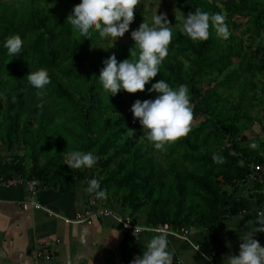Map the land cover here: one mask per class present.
<instances>
[{"label":"trees","instance_id":"obj_1","mask_svg":"<svg viewBox=\"0 0 264 264\" xmlns=\"http://www.w3.org/2000/svg\"><path fill=\"white\" fill-rule=\"evenodd\" d=\"M69 2L72 6L59 9L38 0H23L18 6L0 0V174L15 172L68 189L99 170L105 174L99 178L101 188L112 193L120 211L137 224L167 222L188 228L216 224L229 210L226 188L247 182L252 165H261L264 176V146L247 145L249 138L242 135L240 126L250 117L244 101L255 97L248 96L255 85L250 75H264V45H251L264 36V0H226L222 6L210 0H175L184 15L197 10L209 13V36L193 39L174 28L160 73L145 90L129 92L134 102L153 98L147 89L160 78L173 87L189 85L193 118L203 119L192 123L188 136L169 143L166 151L140 138L141 125L131 111L126 112L128 102L121 90L108 98L98 77L104 56L94 51L104 39L95 31L86 39L73 29L66 17L79 0ZM217 15L223 19L217 20ZM134 16V20L140 17L138 12ZM237 18L245 19L244 29ZM224 25L230 33L227 38L220 32ZM239 29L242 35L249 34L248 45L234 32ZM17 33L24 44L20 56L12 58L4 41ZM129 55L128 48L122 47L117 59H132ZM234 63L236 68L223 75ZM39 67L47 68L51 77L42 90L27 80V73ZM239 76L244 79L238 87L240 95L233 101L226 99L220 88L235 83ZM53 115L59 117V148L53 154L39 152L40 138L50 131L47 117ZM31 120L36 122L33 131ZM20 131L31 152L29 169L23 159L15 157ZM66 138L73 151L97 155L96 165L71 169L64 164L61 153ZM154 153L160 154L158 159ZM213 153L222 155L224 163H215ZM137 252L138 245L127 236L124 263L129 264Z\"/></svg>","mask_w":264,"mask_h":264},{"label":"clouds","instance_id":"obj_2","mask_svg":"<svg viewBox=\"0 0 264 264\" xmlns=\"http://www.w3.org/2000/svg\"><path fill=\"white\" fill-rule=\"evenodd\" d=\"M140 0H79L73 5L72 11L67 15V20L73 29L83 37H91L95 31L102 39L111 40L107 50L115 45L118 37L129 30L134 21L135 6ZM217 20L223 17L217 15ZM172 25L166 13H159L152 17V21L143 20L138 28L131 31L134 45L129 52L132 59L118 60L115 53H111L103 60L99 80L102 88L109 95H115L121 89L130 93L145 90L153 77L160 73V66L168 55L169 45L174 36ZM209 13L197 10L189 12L181 17V30L193 39H207L209 36ZM225 38L228 37L227 25L220 28ZM89 40V39H88ZM24 41L17 34L8 36L4 41L7 54L12 58L20 56ZM27 80L36 89H45L51 83L49 71L45 67L30 70ZM156 92L154 98L136 99L130 106L134 118H138L142 125V140L151 143L161 151H166L169 143L177 141L181 137H187L192 129L194 105L191 102L190 87L182 83L177 87L171 86L166 80L159 79L151 83L147 89ZM42 96V92L37 93ZM133 130V129H132ZM134 130L132 131L133 135ZM252 147H256L253 142ZM212 159L217 164H222L225 158L213 153ZM98 156L92 151L75 150L70 153L67 165L73 168H93ZM87 191L95 193L97 197L106 198V189L101 188L98 178H90L87 181ZM131 217H121L119 221ZM258 225L252 226L240 235L238 254L229 253L223 260V264H264V246L255 237L258 231H264V211L256 215ZM118 221V222H119ZM127 227V223L125 224ZM118 235V233L116 234ZM136 235V234H135ZM206 260L210 259L205 255ZM174 250L169 247L168 233L161 232L146 244V250L129 261V264H173Z\"/></svg>","mask_w":264,"mask_h":264},{"label":"crops","instance_id":"obj_3","mask_svg":"<svg viewBox=\"0 0 264 264\" xmlns=\"http://www.w3.org/2000/svg\"><path fill=\"white\" fill-rule=\"evenodd\" d=\"M8 174L17 173L3 175ZM19 175L38 180L40 189L31 198L25 183L0 188V264H125L123 246L127 236L133 237L111 217L94 219L90 224L69 221L86 208L88 197L95 194L87 191V181L62 189L58 184ZM226 190L229 210L216 224L190 227L189 240L168 235L169 247L174 250L173 264H223L229 253L238 254L240 235L253 224L258 225L256 215L264 211V176L255 183L247 181ZM31 199L40 207L30 204L24 208L23 203ZM139 220L143 222L144 217ZM155 235L142 234L134 241L140 252L134 253L131 260L146 250L147 242ZM254 238L264 246L263 231ZM205 255L210 259L206 260Z\"/></svg>","mask_w":264,"mask_h":264},{"label":"rangeland","instance_id":"obj_4","mask_svg":"<svg viewBox=\"0 0 264 264\" xmlns=\"http://www.w3.org/2000/svg\"><path fill=\"white\" fill-rule=\"evenodd\" d=\"M2 1L8 4H12V5L14 4L18 6V4L23 0H2ZM38 1L45 4L48 7H53L54 5H57L59 9H63L65 6H72V3L69 2V0H38ZM210 1L218 4L219 6H222L226 2V0H210ZM258 1H261V0H258ZM134 12H138L140 17L135 19L133 22H131L129 30L126 31L123 36L118 37L116 39L115 45L113 47H109L107 50H105V48L103 47H108L111 44V40L104 39V41L97 43L94 51L101 52V54L104 56V59L108 57L111 53H115L116 56L118 57V50H120L122 47H126L128 48V50H130V48L134 46L138 53L139 52L138 46L134 45V41L130 33L132 30L138 28V26L144 19L151 22L152 17L156 14V12L157 14L166 13L168 21L172 24L170 25L172 29L177 28L181 30V17L184 14L178 8L175 0H140V3H138L135 6ZM237 20L243 24L241 30L244 29L245 19L237 18ZM241 30L240 29L237 31L234 30V32L236 33L238 38H242L245 45L246 44L248 45L249 34L246 33L242 35ZM251 45H253L254 47L264 45V36L261 38H255V40L252 42ZM257 60H259V58ZM236 66H237L236 63L230 65L228 69L223 73V75L225 73L227 74L228 71H232L234 68H236ZM250 77L251 79L249 80L253 81L255 85L253 89L248 92V96L255 95V97L252 100H249L247 98L246 101H244L245 104H249L248 113L250 117L243 119L242 122L240 123L241 133L242 135H245L249 138L247 145L251 146L252 143L255 142L257 145L256 147H262L264 146V132L262 130V126L264 125V75L262 73L257 72L256 74L252 76L250 75ZM243 81H244L243 76H239V78L237 79L235 83H231L230 85L221 87L220 89L221 91H223L224 97L231 101L237 99L238 96L240 95V89L238 87L241 85L240 83H243ZM121 93L123 95L122 98L127 100L128 102L125 110L126 112H129L131 111L130 106L133 103V101L129 99V96H130L129 92L121 89ZM156 94L157 93L153 91L151 92L149 97L154 98ZM109 97H111V95H109ZM58 118L59 117H55L54 115L52 117H47V119L50 120L49 121L50 131L49 132L45 131L44 134L42 135V138H40L41 144L40 146H38L40 149L39 152L43 150L44 153L53 154L59 148L58 147L59 137L62 136V134H61V130H59V127H57L58 124L56 123V120ZM202 119L203 117L201 116L193 118L192 123L195 124L197 121L202 120ZM31 122L32 123L30 124V128L33 131L35 129L36 122L35 120L33 121L31 120ZM64 122L65 123L67 122L66 117H65ZM141 128H142V125H141ZM16 136L18 137V141H17L16 150H15V157L18 158L19 160L23 159L24 164L28 168L30 166L29 156L31 152L26 143L27 137H25L24 133H21V131L19 133V136L18 135ZM66 139H65V145L62 148V153H61L64 164L67 163L70 153L73 151L72 149H70V146L68 143L70 141V138H66ZM225 142L226 140L224 138L222 140V144H225ZM213 147L214 145L212 143L210 145V148H213ZM44 153L40 155L42 162L46 159ZM154 155L156 156V159H158V157L160 156L159 153H154ZM10 160H11V157L6 158V161H10ZM104 175H105L104 172H99V170H97L93 176L88 175L86 181H88V179L90 178H98V179L103 178ZM101 199H102L101 200L102 204H104V206H108L114 210L115 209L120 210V207L114 203L112 193L107 194L106 198H101Z\"/></svg>","mask_w":264,"mask_h":264},{"label":"built area","instance_id":"obj_5","mask_svg":"<svg viewBox=\"0 0 264 264\" xmlns=\"http://www.w3.org/2000/svg\"><path fill=\"white\" fill-rule=\"evenodd\" d=\"M262 169L263 167L261 165H252L250 173L248 174V181L252 183L257 182L261 178ZM22 183H25L28 186L29 196L31 198H35L40 189L39 187L40 183L38 180L36 179L27 180L19 174H10V175L0 174V188H13L16 185ZM30 204L33 205V207L35 208L40 207V205L37 204L34 201V199H31L30 202L23 203V207L27 208L28 205ZM105 217H111L115 222L121 225V227L124 230L129 232V234L133 237L134 241H137L142 234H146V233L159 234L161 232H167L168 235L189 240L190 228L185 226L173 227L167 222L162 224L160 223L155 226H146L135 223L133 219H131L130 221H127L126 219H122L121 221H119L121 217L127 218L130 216L128 214L118 213L117 211L110 209L109 207L100 205L97 202V198L95 194H91L88 197V204L86 208L77 212L74 218L69 221L77 224L80 223L90 224L94 219H100ZM126 223H127V227H125Z\"/></svg>","mask_w":264,"mask_h":264}]
</instances>
